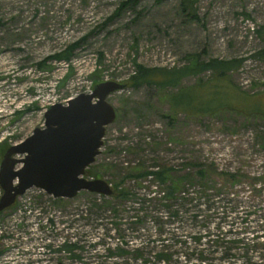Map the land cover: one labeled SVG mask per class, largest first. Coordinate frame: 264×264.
<instances>
[{"label": "rangeland", "instance_id": "rangeland-1", "mask_svg": "<svg viewBox=\"0 0 264 264\" xmlns=\"http://www.w3.org/2000/svg\"><path fill=\"white\" fill-rule=\"evenodd\" d=\"M122 1L0 0V165L10 146L44 126L51 104L89 93L97 83L118 81L126 88L108 98L117 118L106 128L90 174L113 187L131 186L148 199L158 197L162 185L151 177L138 182L130 176L131 169L168 167L176 175L194 162L193 179L204 164L217 169L216 180L223 177L222 171L236 170L243 186L238 214L254 205L262 211H250V225L241 235L248 242L263 240L264 142L259 136L264 135V115L226 106L215 115L184 112L172 118L167 95L177 88H135L128 79L139 65L183 67L194 53L204 60L241 59L239 68L223 80L189 91L192 101L211 106L230 103L234 97L240 103L252 95L264 103V60L254 56L264 48V31H257L264 26V0H139L134 9L118 11ZM79 39L81 46L69 62L48 60L40 66ZM211 75L208 71L184 77L181 86L193 87L200 77L208 81ZM212 88L223 92L217 97ZM135 196L81 190L68 198L28 188L0 211V264H131L132 254L118 255L108 248L116 250L121 244L131 252V246L146 241L142 226L139 235L131 229L139 204ZM156 205L154 200L147 203L149 215ZM236 219L241 222V217ZM170 223L178 226L177 221ZM186 227L195 225L189 222ZM65 242L76 243L83 255L56 249ZM255 251L252 258L258 264L260 248L255 246Z\"/></svg>", "mask_w": 264, "mask_h": 264}, {"label": "trees", "instance_id": "trees-1", "mask_svg": "<svg viewBox=\"0 0 264 264\" xmlns=\"http://www.w3.org/2000/svg\"><path fill=\"white\" fill-rule=\"evenodd\" d=\"M138 1H122L118 11L127 8L134 9ZM257 31L262 34L264 26ZM82 41V39L74 41L60 52L47 57L40 63V66L43 67L48 60L69 62L74 56L75 50L81 46ZM254 56L264 60V48L256 51ZM187 61L183 67L172 68L139 65L135 73L128 79V84L135 88L144 84L162 90L177 88L176 91L167 95L172 118L184 112L187 115H215L226 106L231 110L248 115H264V103L258 101L257 96L247 95L245 99H241L240 103H235L239 98L235 99L234 97L227 104L215 103L211 106H204L193 102L192 95L188 93L196 88L205 90L208 83L215 79L223 80L228 73L239 68L242 64L241 59L212 58L204 60L201 59L200 54L194 53L187 56ZM208 71L212 73L208 81L200 77L197 85L193 87L181 86L184 77L200 76ZM211 91L217 97L220 92H223V90L215 88H212ZM259 138L264 142L263 134ZM193 164L194 162L186 163L185 167L189 169H179L184 172L176 175L173 174V169H166L168 167L131 169L130 176H134L138 182L151 177L152 182L162 185L159 196L156 198L142 199L146 197L138 196L139 192L136 194L131 186L123 188L120 184L115 185V192L112 194L114 196H126V199H129L132 194L136 195L133 200L139 203L135 208L140 212H135L132 215L131 229L139 235L137 230L142 226V231H146L143 232L146 241L143 240L144 243L131 246V252L129 248L121 244L117 246L116 250L109 247L108 252L124 256L132 254L131 264H257L252 258L253 252H256V246L260 248L258 264H264V239L255 242L253 238L252 242H248L241 235L243 229H247L250 225V219H248L251 216L250 211L254 213L261 211L254 205V208L245 214L243 211L240 212V215L238 214L243 201L239 196L243 187L242 180H240L241 175L236 170H224L221 180L219 178L216 180L217 169H209L204 164H199V169L195 170L197 178L193 179ZM87 171L89 174L92 173L89 169ZM255 184L253 182L254 190H256ZM251 190L253 191V189ZM151 200L156 201L157 205L149 215L147 203H150ZM113 209H117V207H113ZM240 217L241 222H237L236 218L240 219ZM170 221H177L178 226H171ZM189 222L193 223L195 227H186ZM149 223L150 225L147 226ZM261 225L264 227V224ZM150 239L153 240L149 241ZM65 248H68L70 254L72 250L75 256L83 255L81 251H77L76 243L65 242L56 249L64 250ZM178 249H181L182 252ZM238 256L244 258V262L237 260Z\"/></svg>", "mask_w": 264, "mask_h": 264}, {"label": "water", "instance_id": "water-1", "mask_svg": "<svg viewBox=\"0 0 264 264\" xmlns=\"http://www.w3.org/2000/svg\"><path fill=\"white\" fill-rule=\"evenodd\" d=\"M125 88V83L107 80L66 103L51 104L44 115V126L10 146L3 156L0 211L13 205L18 195L32 186L55 197L72 198L81 190L112 195L115 189L107 179L89 178L86 172L101 154L107 126L117 118V110L108 98Z\"/></svg>", "mask_w": 264, "mask_h": 264}, {"label": "flooded vegetation", "instance_id": "flooded-vegetation-1", "mask_svg": "<svg viewBox=\"0 0 264 264\" xmlns=\"http://www.w3.org/2000/svg\"><path fill=\"white\" fill-rule=\"evenodd\" d=\"M87 170H88V169H87ZM86 175H87V177H89V178H96L94 175H90V174H89V171L86 172Z\"/></svg>", "mask_w": 264, "mask_h": 264}, {"label": "built area", "instance_id": "built-area-1", "mask_svg": "<svg viewBox=\"0 0 264 264\" xmlns=\"http://www.w3.org/2000/svg\"><path fill=\"white\" fill-rule=\"evenodd\" d=\"M0 186H1V184H0ZM54 263H57V262H54ZM53 262H49V263H46V264H54Z\"/></svg>", "mask_w": 264, "mask_h": 264}]
</instances>
